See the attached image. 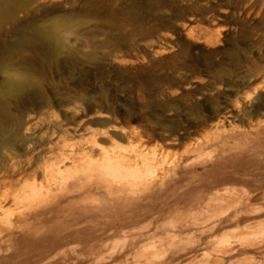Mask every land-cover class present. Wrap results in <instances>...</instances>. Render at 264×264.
<instances>
[{"label":"rangeland","instance_id":"rangeland-1","mask_svg":"<svg viewBox=\"0 0 264 264\" xmlns=\"http://www.w3.org/2000/svg\"><path fill=\"white\" fill-rule=\"evenodd\" d=\"M24 1L39 3L1 26L0 52L54 21L57 44L76 57L54 63L46 47L18 56L41 87L0 106V264H155L170 237L180 244L172 263L207 264L239 236L247 242L221 264L263 263L264 0ZM111 170H129L137 196L117 197ZM76 171L92 192L54 205ZM228 189L246 192L254 214L208 216L229 205ZM210 220L219 226L201 236Z\"/></svg>","mask_w":264,"mask_h":264},{"label":"bare ground","instance_id":"bare-ground-1","mask_svg":"<svg viewBox=\"0 0 264 264\" xmlns=\"http://www.w3.org/2000/svg\"><path fill=\"white\" fill-rule=\"evenodd\" d=\"M32 2H35V1H31V3ZM31 3H28L24 0H0V35H2V27H1L2 25H4L5 23H10V24L16 25L17 21H18V14L20 12L26 13L28 11V13H29L30 11H32V10H29ZM35 3H39V2L36 1ZM38 6H39V4L36 7H38ZM31 7H33V5ZM53 24H54V21H53V23H51L50 25H47V26H44V25L36 26L30 32L29 31L28 32H22L17 37L16 43L9 45V46L6 45L7 47H5L3 51L1 50L2 52H0V72L5 73L6 76L3 79V81L0 83V106L4 105V103H5L4 101H6V99L18 98L20 96V94H22L26 90H31V89L36 90V91L40 90V87H41L40 86V80H39V77L35 74L33 67L29 63L18 58V56L22 55L24 53V51L32 50L34 47H46V49L50 52V57L53 59L54 63L61 61V60H71V59H74L76 57L75 52L71 48L64 49V48H61V46H59L57 44V42H58V31H57V28L53 27L54 26ZM32 119H33L32 117L27 118L26 121H27V123L29 122L28 123L29 125L31 124ZM26 128H28V126H26ZM28 157H30V156H28ZM67 160L72 161L73 156L69 155V156L62 157L60 159V161L58 163H56V165L54 166V171H55V173L57 172L59 174V176H60V174H62L61 172H63V170L65 168V167L63 168L62 166L65 165L64 163ZM119 161L120 160H117V159L113 160L110 158H108L106 160V162H108L107 164H109L111 166V169H115V170L118 169L119 167L123 166V165H121V163ZM12 167L15 168L14 166H12ZM13 168H12L13 172H11V173L15 172L16 174H19V176H20L21 172L17 169L16 170L14 169L15 170L14 171ZM66 168H68V167H66ZM34 169L31 171V173L28 174V176H31V178H33L32 176H34V174L36 173V171H34ZM50 170H52V169H50ZM50 170H47V171H50ZM115 170L109 171L107 173L108 177H107V175H105V176L107 178H110L112 181H114L115 184L113 185V189H111V190L116 191V196L117 197L121 196L119 194V192H122L124 199L127 197H129V198L133 197L134 198V196H137L138 192L135 191V183H136L137 179L133 176V174L129 170L127 172H124V173L122 171H120L119 173H114ZM76 173H77V171H76ZM83 173L82 172L77 173L78 174L77 176L74 173L75 174L74 179H72L71 181L68 180L69 182H67V181L65 182V179L63 178L65 183H63L62 182L63 180H61V179H62V177H66V176L63 175V176L59 177L60 181L64 184V186H61L62 187L61 189L63 192L61 194H59V196L56 197V199L54 201L55 203L52 202L54 205L55 204L59 205L60 202L63 200L68 201V203H75L74 197L79 195L82 191L83 192H86V191L92 192L91 189H93V188H90V187L86 188L85 184L82 181L83 175H84ZM6 174H7V172H6ZM22 175H23V173H22ZM46 175H49V174H46ZM118 175H120V176H118ZM135 179H136V181H135ZM5 180H7V179L5 178ZM66 180H67V177H66ZM54 181H56V180H54ZM60 181H59V183H60ZM33 183L27 182V184L25 185V187H26L25 190L28 192L27 194H25L26 197L27 196L32 197L34 195L33 188L35 185L33 186ZM124 185H126L125 188L121 187ZM109 186H110V184H106L103 187H105L107 190H109L110 189ZM92 187L97 188L99 186L93 185ZM22 190H23V188H22ZM94 192H96V191H94ZM150 193L151 192H149L148 194H150ZM222 193H225V195H226L224 197H222V195H221L222 199H224L225 197L226 198L229 197V200H230L229 205L227 207H225V206L219 207L218 206L217 208H214L212 211L210 210L211 212L209 211L210 214L208 216L216 217V218L224 217L223 218L224 220L236 222L242 216L247 217L248 215L254 214V212L249 210L250 208L247 207L249 204V195L246 194V192H244L243 190H241V189H239V190L228 189ZM222 193H220V194H222ZM140 194L142 197L143 194L142 193H140ZM16 196L17 195L16 194L14 195V193H13L12 198L14 199ZM214 196L216 198V195H214ZM207 203L209 204V206L211 204L215 203L214 198H210V200L208 199ZM0 205H2V204H0ZM242 205L245 208L242 209ZM50 206L52 207V205L45 206L42 209V212H40V213L36 212V211L33 212L31 210H30V212H26V213H19L16 216L15 221H17V220L18 221L19 220L20 221H26V225H27V221L29 219H31L32 217H34V215L37 216L39 214H45L46 212L50 211V208H51ZM0 208H3V207L0 206ZM86 211H87V209H86ZM177 216L178 215L175 216L176 219L179 218V216L178 217ZM195 217H196V215H194L192 217L193 221H195L194 220ZM173 219H175V218H173ZM176 219L174 221L172 220V222H170L171 220L168 221L171 224V226H177ZM180 221L182 222V220H180ZM219 224L220 223L215 222V220L211 221V224H209L207 229H202L200 231V232H202L201 236H203L204 235L203 233H205V232L209 233V232L215 231L216 228L219 226ZM159 226H160V224L157 225V227H159ZM161 226H164V224H162ZM255 236L258 238L256 243H259V248H261V250L264 251V227H262L258 231H256ZM172 241H174V240L170 237L166 242L167 243L166 250H168L167 253H165L166 250H164V251L158 250V251L151 252L150 256L157 258L155 264H177V263H172L175 260L176 254H177V251L171 250V247L173 245H175L174 242H173L174 244H172ZM225 242H227V241H225ZM236 242H237L236 244H232L231 242L225 243V244H227V247L225 249H222L219 251L218 255L220 257L217 255L216 258H214V256H213V259L211 258L212 260L206 261V263L207 264H221L225 257L240 251V248L242 246H244V243H246L247 240L245 237L239 236L237 238ZM177 245H175V246H177ZM178 246H180V244ZM151 263H152L151 260H148L145 262V264H151ZM261 264H264V262Z\"/></svg>","mask_w":264,"mask_h":264},{"label":"trees","instance_id":"trees-1","mask_svg":"<svg viewBox=\"0 0 264 264\" xmlns=\"http://www.w3.org/2000/svg\"><path fill=\"white\" fill-rule=\"evenodd\" d=\"M173 53H166V54H163L162 56H160L159 58H157L156 62L158 60H161V59H165V58H168L169 56H171ZM203 113L205 114V117L208 119L210 117V110L208 107H204L203 108Z\"/></svg>","mask_w":264,"mask_h":264}]
</instances>
